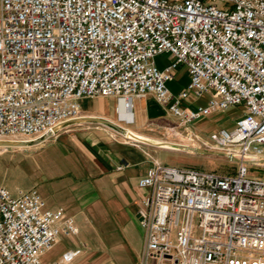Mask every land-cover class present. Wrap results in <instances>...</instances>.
<instances>
[{"label": "built area", "instance_id": "built-area-1", "mask_svg": "<svg viewBox=\"0 0 264 264\" xmlns=\"http://www.w3.org/2000/svg\"><path fill=\"white\" fill-rule=\"evenodd\" d=\"M160 54L171 57L163 68ZM179 64L189 81L171 93ZM145 94L191 147L223 152L236 168L153 161L138 179L149 189L140 264H264V179L247 168L264 166V0H0V140L45 143L85 116L82 98L115 97L128 109ZM203 94L206 105L183 107ZM229 107H241L231 127L208 139L189 130ZM44 205L36 189L12 195L0 185V264H75L76 248L41 260L78 232L63 207Z\"/></svg>", "mask_w": 264, "mask_h": 264}, {"label": "crops", "instance_id": "crops-1", "mask_svg": "<svg viewBox=\"0 0 264 264\" xmlns=\"http://www.w3.org/2000/svg\"><path fill=\"white\" fill-rule=\"evenodd\" d=\"M171 82H167V87L173 93ZM79 104L83 115L101 117L112 124L69 122L45 143L3 151L15 153L26 148L37 153L49 148L41 160H32L30 177H0V185L12 195L36 189L45 208L63 207L73 217L77 234L60 235L41 256L43 262L50 263L67 249L76 248L80 253L75 264H140L145 252V231L140 225L139 209L141 199L149 196V189L139 187L138 179L153 161L161 162L163 151H178L145 135V129L173 115L167 109H158L159 103L151 94L131 97L128 109L115 97L82 98ZM234 108L233 120L241 113V107ZM224 110L212 111L203 118ZM219 128L227 127L211 128L209 135ZM121 129L131 134L125 135ZM189 130L207 139L190 126Z\"/></svg>", "mask_w": 264, "mask_h": 264}, {"label": "rangeland", "instance_id": "rangeland-1", "mask_svg": "<svg viewBox=\"0 0 264 264\" xmlns=\"http://www.w3.org/2000/svg\"><path fill=\"white\" fill-rule=\"evenodd\" d=\"M170 60L168 54H160L155 57L154 61L158 67L165 65ZM187 68L184 64H179L176 71L173 73L172 82L170 83V89L173 93H177L184 89L188 82ZM208 100V96L203 94L196 98L186 99L183 103L184 106L193 108L199 105H205ZM158 103V102H157ZM158 109L164 111L165 106L160 103L157 105ZM236 113V109L231 107L227 110L210 115V117L201 118L189 124V126L198 131L203 137H209V131L214 127H230L233 125V118ZM67 124V123H66ZM177 125L176 118L170 116L168 120L154 125L146 127L145 135L162 141L167 146H173L178 151H163L161 155V163L167 165H173L178 167H191L204 170H215L219 173H232L235 171L236 164L229 161L224 155L215 152L212 149L205 150V153L188 151L186 149L177 148L172 144H186L190 146L187 137L184 133H180V130L174 126ZM174 127V129H173ZM177 131V133L175 132ZM170 143V144H169ZM38 144L37 142L29 143V145ZM196 145V144H195ZM203 149V148H202ZM17 150L16 147L9 149V151ZM49 148L39 150L37 153L33 151H17L15 153H7L0 149V177H30L32 175V160L42 159L49 151ZM2 152V153H1ZM33 155V158H32ZM248 175L253 177H264V166H255L247 164Z\"/></svg>", "mask_w": 264, "mask_h": 264}, {"label": "water", "instance_id": "water-1", "mask_svg": "<svg viewBox=\"0 0 264 264\" xmlns=\"http://www.w3.org/2000/svg\"><path fill=\"white\" fill-rule=\"evenodd\" d=\"M78 121H98V122H102V123H106V124H112L109 121L100 119L98 117H94V116H83V117H80L78 119H71L69 121H66V122L62 123L61 125H59L58 128L60 126L64 125V124H66V123H69V122H78ZM121 131L125 133V130L124 129H121ZM28 144H29L28 141H22V140H19V141L0 140V146H6V147L26 146ZM175 146L177 148L186 149L188 151H196V152L205 153V150L200 149V148H197V147H191V146L183 145V144H175ZM217 153L224 155L223 152H217Z\"/></svg>", "mask_w": 264, "mask_h": 264}, {"label": "bare ground", "instance_id": "bare-ground-1", "mask_svg": "<svg viewBox=\"0 0 264 264\" xmlns=\"http://www.w3.org/2000/svg\"><path fill=\"white\" fill-rule=\"evenodd\" d=\"M122 112H125V111H122ZM101 118V117H100ZM114 133V132H113ZM116 133V132H115ZM131 133H130V131L129 130H127L126 129V131H125V135H130ZM159 143H161V145H164V146H167V144L166 143H164V142H159ZM173 145V144H172ZM175 145V144H174ZM24 146H18V147H16L17 149H22ZM27 147V146H26ZM4 149V150H9V149H11V148H13V147H6V146H0V149ZM28 148V147H27ZM25 149V148H24Z\"/></svg>", "mask_w": 264, "mask_h": 264}]
</instances>
